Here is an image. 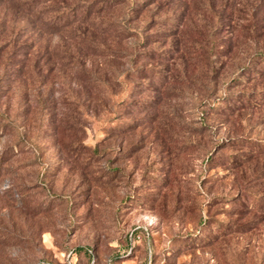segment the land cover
I'll return each mask as SVG.
<instances>
[{"label": "rangeland", "instance_id": "1", "mask_svg": "<svg viewBox=\"0 0 264 264\" xmlns=\"http://www.w3.org/2000/svg\"><path fill=\"white\" fill-rule=\"evenodd\" d=\"M0 264H264V0H0Z\"/></svg>", "mask_w": 264, "mask_h": 264}, {"label": "trees", "instance_id": "2", "mask_svg": "<svg viewBox=\"0 0 264 264\" xmlns=\"http://www.w3.org/2000/svg\"><path fill=\"white\" fill-rule=\"evenodd\" d=\"M83 251L82 249L80 250V248L79 247H77V248H75V251ZM88 251V250H87ZM87 251H85V252H87Z\"/></svg>", "mask_w": 264, "mask_h": 264}]
</instances>
